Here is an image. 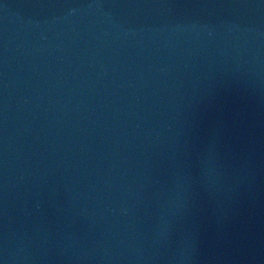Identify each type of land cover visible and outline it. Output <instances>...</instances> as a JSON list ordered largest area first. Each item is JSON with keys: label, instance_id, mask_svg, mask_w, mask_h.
<instances>
[{"label": "water", "instance_id": "1", "mask_svg": "<svg viewBox=\"0 0 264 264\" xmlns=\"http://www.w3.org/2000/svg\"><path fill=\"white\" fill-rule=\"evenodd\" d=\"M0 264H264V0H0Z\"/></svg>", "mask_w": 264, "mask_h": 264}]
</instances>
